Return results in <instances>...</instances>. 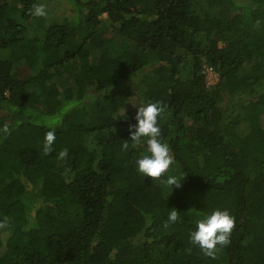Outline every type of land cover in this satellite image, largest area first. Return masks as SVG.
<instances>
[{
    "label": "trees",
    "instance_id": "1",
    "mask_svg": "<svg viewBox=\"0 0 264 264\" xmlns=\"http://www.w3.org/2000/svg\"><path fill=\"white\" fill-rule=\"evenodd\" d=\"M156 101L151 178L121 146ZM215 209L213 257L189 233ZM0 264H264V0H0Z\"/></svg>",
    "mask_w": 264,
    "mask_h": 264
},
{
    "label": "clouds",
    "instance_id": "2",
    "mask_svg": "<svg viewBox=\"0 0 264 264\" xmlns=\"http://www.w3.org/2000/svg\"><path fill=\"white\" fill-rule=\"evenodd\" d=\"M32 15L37 17L46 16L45 7L36 5L30 9ZM163 105L159 102H147L137 107L134 117L135 124H129V139L122 144V149L128 150L132 147H143L145 154L135 161L137 170L145 177L160 178L174 163L169 144L161 139V129L158 118L163 112ZM55 139V132L45 133L44 151L50 150ZM130 141V143H129ZM63 155V153H61ZM166 187H179L181 179L176 175H166L163 179ZM179 213L175 208L168 212L165 227L176 223ZM235 226V217L227 209H215L195 222L194 230L189 233V240L198 246L205 255L215 256L217 246L229 243V238Z\"/></svg>",
    "mask_w": 264,
    "mask_h": 264
},
{
    "label": "rangeland",
    "instance_id": "3",
    "mask_svg": "<svg viewBox=\"0 0 264 264\" xmlns=\"http://www.w3.org/2000/svg\"><path fill=\"white\" fill-rule=\"evenodd\" d=\"M120 46H123L122 49H124L125 47L128 49L127 45L123 43V40H121ZM131 50L135 51L136 49H134L133 46ZM75 68H77V65L75 66L73 63H71L69 66L65 68L66 78L64 77L60 79L61 84H68V83L72 84ZM207 81L209 85H215L218 82V77L213 71H208ZM190 218L194 222H196L197 219H200V217H190Z\"/></svg>",
    "mask_w": 264,
    "mask_h": 264
}]
</instances>
